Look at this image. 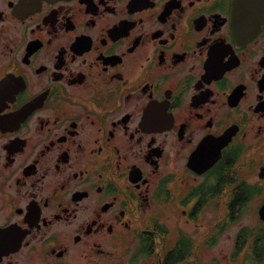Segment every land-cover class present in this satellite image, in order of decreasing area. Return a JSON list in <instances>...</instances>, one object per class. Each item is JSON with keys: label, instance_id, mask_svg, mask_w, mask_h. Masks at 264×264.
I'll list each match as a JSON object with an SVG mask.
<instances>
[{"label": "flooded vegetation", "instance_id": "1", "mask_svg": "<svg viewBox=\"0 0 264 264\" xmlns=\"http://www.w3.org/2000/svg\"><path fill=\"white\" fill-rule=\"evenodd\" d=\"M233 8L0 0V264H264V24Z\"/></svg>", "mask_w": 264, "mask_h": 264}, {"label": "water", "instance_id": "2", "mask_svg": "<svg viewBox=\"0 0 264 264\" xmlns=\"http://www.w3.org/2000/svg\"><path fill=\"white\" fill-rule=\"evenodd\" d=\"M235 29L247 37L254 36L264 24V0H233ZM212 162H192L193 167L204 170Z\"/></svg>", "mask_w": 264, "mask_h": 264}]
</instances>
